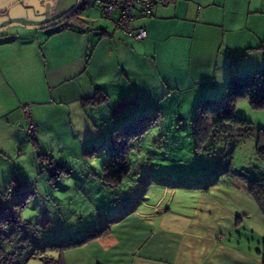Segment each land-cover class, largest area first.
I'll return each mask as SVG.
<instances>
[{"label": "crops", "instance_id": "0c3cea01", "mask_svg": "<svg viewBox=\"0 0 264 264\" xmlns=\"http://www.w3.org/2000/svg\"><path fill=\"white\" fill-rule=\"evenodd\" d=\"M75 1L45 0L38 12L24 0H0V27L11 22L40 24ZM84 2L60 30L20 26L0 34V157L19 153L21 143L28 141L31 131L23 104L29 105L34 134L45 118L58 133V122L64 118L94 138L104 117L99 113L103 105L112 113L128 111L113 118L111 127L134 119L141 109L162 110L169 101H177L175 113H181L185 103L191 111L203 96L223 93L230 75L264 68V0H159L150 15L134 12L132 27L147 30L140 40L116 29L95 0L103 20L97 23L95 9ZM117 15L115 11L113 16ZM103 93L104 101H91ZM178 118L184 120L182 115ZM160 185L169 188L164 182ZM7 186L18 191L17 183ZM178 188L203 190L191 185ZM229 202L200 194L186 215L180 206L172 210L141 200L107 218L108 234L58 251L57 261L264 264V250L255 251L241 235H231L235 211Z\"/></svg>", "mask_w": 264, "mask_h": 264}, {"label": "rangeland", "instance_id": "374dc122", "mask_svg": "<svg viewBox=\"0 0 264 264\" xmlns=\"http://www.w3.org/2000/svg\"><path fill=\"white\" fill-rule=\"evenodd\" d=\"M87 2L88 8L95 9L96 22L103 23L95 0ZM60 15L41 23L53 21ZM36 24L39 23L25 25ZM19 27L13 25L0 34ZM48 27L45 29L56 28L58 24ZM177 106V101H169L162 110L156 106L146 113L161 115L134 142L130 153L131 170L116 188L102 184L100 179L101 166L108 159L102 133L106 136L113 118L120 119L127 110L112 113L101 106L99 113L104 117L98 121L100 125L95 129L94 138L88 137L84 129L72 127L64 118L58 122L60 128L56 133L53 122L45 118L37 134H28V141L21 143L19 153L9 152L0 157V165L4 166L0 171V182H4L0 186V212L9 208L20 225L18 228L14 224L10 226L15 232L14 240L1 242L4 250L17 254L20 242L29 243L21 250L22 257L26 258L24 264H57L59 248L48 244L76 240L94 229L101 230L107 218L124 210L122 203L130 202L132 206L140 200L159 202L163 208H185L186 215H190L200 194L226 203L230 200L228 204L235 211L236 228L231 235H241L243 243L255 251L264 250V214L249 194L251 181L245 177L264 183V161L255 154V135L264 128V107L253 108L247 100L240 99L235 111L249 121V128L224 123L221 129L225 132L219 131L215 141L217 150L206 157L193 148L191 120L195 108L188 111L185 103L181 113H175ZM180 115L184 116L183 121H179ZM38 153L46 155L43 170L39 169ZM47 160L63 167L49 168ZM14 166L17 170H13ZM228 167L230 172L225 171ZM51 173L58 175L51 177ZM8 182L17 183L18 191L6 193ZM162 182L169 188L160 185ZM180 185L209 189H179ZM26 192L29 193L23 199L25 204L14 205L17 199L22 201Z\"/></svg>", "mask_w": 264, "mask_h": 264}, {"label": "trees", "instance_id": "16d2710c", "mask_svg": "<svg viewBox=\"0 0 264 264\" xmlns=\"http://www.w3.org/2000/svg\"><path fill=\"white\" fill-rule=\"evenodd\" d=\"M84 3L85 2L81 0L79 6L66 16L64 19L65 21L63 20L65 23H62L63 21L59 22L57 28L60 30L61 28L67 27V20L77 14ZM105 99L106 95L103 93V97L98 98L94 96L91 98V101L97 103ZM240 99L247 100L253 108L264 107V68L248 74L230 75L225 84L222 96H203L199 99L191 120V138L193 148L196 152L206 157L212 156L211 154L217 150L215 141L224 123H229L230 126L234 127L242 126L247 127V129L249 128V121L244 117L238 116L235 111L236 103ZM147 112L149 111L141 109L139 115L134 119H130L122 125H115L110 128L106 136L104 135V144L108 159L107 162L101 166L100 179L102 184L116 188L129 174L131 170L130 153L134 147V142L138 140L139 136L148 126L154 125L160 117V113L158 112L152 115L146 114ZM211 145L213 146L212 148ZM255 154L259 160L264 161V128L259 129L255 135ZM45 160L46 155L38 153L40 170H43ZM47 161H49V168L54 166L63 167V165L59 166L57 163L53 164L52 160ZM225 171L230 172L229 167ZM158 174L162 175L161 172ZM57 175L58 173H51V177ZM245 177L251 181L248 189L249 194L256 202L261 213L264 214V183L255 178ZM203 189L207 190V187L203 186ZM12 190L13 188L8 190V186L5 188L6 193L12 192ZM28 193L29 192L24 193L23 198H21L22 201H18L17 199L13 204L24 205L25 200L23 199L27 198ZM135 204L133 203L132 206H130L131 204L128 202L127 204L122 203V206L124 210H129ZM109 221H111V219H106V223L102 226L101 230L94 229L89 233L83 234L78 240H63L54 244H48L47 246L57 247L59 248L58 251H62L74 245L83 244L93 238L108 234L110 231ZM18 223L19 221L11 214L9 208L3 209L0 212V264H24L26 260V258L22 257L21 250L26 248L29 243L22 244L20 242L18 245L20 252L17 254L13 251L4 250L1 244V242L8 243L14 240L15 232L10 226L14 224V227L18 228L20 227ZM23 238L24 237H22V239ZM22 239H20V241ZM57 263L60 264L59 260Z\"/></svg>", "mask_w": 264, "mask_h": 264}, {"label": "built area", "instance_id": "2783aa9c", "mask_svg": "<svg viewBox=\"0 0 264 264\" xmlns=\"http://www.w3.org/2000/svg\"><path fill=\"white\" fill-rule=\"evenodd\" d=\"M159 0H97L101 6L102 15L112 21L115 28L124 34L130 35L135 40L143 39L147 36L145 27L140 26L133 28L131 21L134 17V12L137 11L142 15H150L153 7ZM117 11L118 15L113 16ZM22 111L29 118V128L32 133L33 128L30 120V110L28 104L22 105ZM11 188V187H10Z\"/></svg>", "mask_w": 264, "mask_h": 264}, {"label": "water", "instance_id": "95a60500", "mask_svg": "<svg viewBox=\"0 0 264 264\" xmlns=\"http://www.w3.org/2000/svg\"><path fill=\"white\" fill-rule=\"evenodd\" d=\"M24 1L27 5L31 6L32 9H34L35 11H38V12L43 11L45 0H24ZM80 2H81V0H76L70 9L65 11L62 15H60L58 18L54 19L53 21L46 22V23H40V24H36V25H25V24H21L19 22H11V23H8V24L0 27V31L5 30V29H7L13 25L26 27V28H40V27H45V26H49L51 24L58 23V22L62 21L70 12L75 10L79 6Z\"/></svg>", "mask_w": 264, "mask_h": 264}]
</instances>
